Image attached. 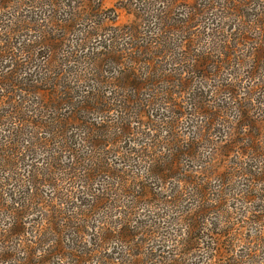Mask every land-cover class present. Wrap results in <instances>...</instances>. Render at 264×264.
<instances>
[{
  "label": "rangeland",
  "instance_id": "374dc122",
  "mask_svg": "<svg viewBox=\"0 0 264 264\" xmlns=\"http://www.w3.org/2000/svg\"><path fill=\"white\" fill-rule=\"evenodd\" d=\"M168 1L0 3V44L5 45L3 53L0 50V79L4 77L5 81V88L0 89V225L11 221L7 208L20 211L24 239L37 241L28 243L37 255L60 240L63 249L76 248L80 254L73 264H264V143L258 142L261 155H257V149L245 147L246 155L237 144L240 133L247 132L241 124L244 114L237 122L243 106L257 120V128L264 130V97L257 94L264 87L255 89L261 81L259 74L247 76L238 62L248 61L250 39H242L240 45L234 39L247 30L246 23L254 13L264 16V0ZM186 19H190L189 26L183 24ZM167 26L175 30L164 29L159 35V29ZM192 26L196 29L193 44H187L182 35ZM155 33L161 42L151 47L152 66L146 59L136 60V53L149 54L137 41L141 37L148 40ZM50 39L59 42L55 52L46 47ZM233 44L237 54L230 50ZM46 48L49 54L45 61ZM195 49H206L202 60L207 64L213 61L221 68L195 65ZM33 51L35 55H30ZM129 70L141 76L139 90L124 85V73ZM159 84L163 87H157ZM178 88L184 90L179 92ZM153 90L157 95L151 102L148 97ZM134 91L136 99H148L149 110L154 111L143 120L156 128L161 121L164 124L155 131L136 123L134 133L122 145L129 149L147 141L154 148L152 143L162 145L161 136L177 145L194 138L192 152L172 151L170 158L178 153L182 165L165 178L148 176V163L131 158L142 175L139 183L147 180L151 188L144 184L135 189L130 186L128 193L117 177L110 176V186L99 183L94 184L99 185L96 190L89 189L83 178L86 171H80V176L70 174L69 166L76 161L71 162L68 151H57L74 148L80 152L89 145L94 149L93 157L101 155L100 143L94 137L95 130H89V135L87 124L70 117L75 110L93 117L92 112L104 108L98 97L119 105L135 99ZM54 94L61 98L54 114L66 127V142L52 137L46 122L41 121L36 129L24 121L30 113H37L35 119L40 120L44 110L41 99H51ZM256 97L262 102L257 103ZM203 107H208V112ZM118 109L111 110V115L118 119L124 114L130 118L129 124L140 110L126 108L123 113ZM45 135L51 139L50 145L45 143ZM104 148L111 151L108 162L121 169L124 165L119 164L118 151L124 148L116 147L112 140ZM47 161L56 162L64 171L58 173L55 185L45 175L34 177L45 172ZM242 163L252 172L243 171ZM57 186L62 187L63 195ZM97 194L98 204L88 205L94 204ZM56 209L69 217L54 237L49 227L59 214ZM42 238L45 242L38 240ZM25 242L20 241L12 250L15 256L6 257L8 261L0 264H17L19 255L24 256ZM54 261L70 264L69 258ZM32 264L41 262L36 259Z\"/></svg>",
  "mask_w": 264,
  "mask_h": 264
},
{
  "label": "trees",
  "instance_id": "16d2710c",
  "mask_svg": "<svg viewBox=\"0 0 264 264\" xmlns=\"http://www.w3.org/2000/svg\"><path fill=\"white\" fill-rule=\"evenodd\" d=\"M4 0H0V3H4ZM168 1V0H167ZM93 4V7L96 8L95 2H91ZM169 4V1L167 2ZM145 12V11H144ZM94 15H96V10L93 13ZM149 14H155L154 12H151ZM252 19H250V21L248 20V22L246 24L247 25V30L244 32H239L236 37H234L236 45H240L243 44L241 42L242 39L247 40V38L250 39V53L248 55V61L245 62V59L243 60H239L238 62L240 64H243L244 66V72L246 71L247 76L251 77L254 74H259L261 81H259L256 86L255 89H259V87H264V16L262 15H258V13H254L252 15ZM168 20V19H167ZM189 22L190 19H186L183 21L184 25H188L189 26ZM172 24H174L172 22ZM164 27V26H163ZM182 27V26H181ZM173 28H169L168 26L165 28H160L159 29V35L163 34L164 29H166V31L168 29H174ZM186 29L184 30V33L182 36H184L185 41L187 42V44H193L191 43L193 41V37L195 34L196 29L190 28L189 30L186 32ZM175 30V29H174ZM182 30V28L180 29ZM247 32L249 33V36L247 35ZM234 34V33H232ZM47 36V34H45ZM158 34H154V36L148 40H144L145 37H141V40L137 41V45H142L144 46L145 51H149L148 53H145V55L140 56V54L136 53V60H140V62H142L143 60L146 59V63L147 64H151L150 61L151 59V55H150V50H152V45H155L158 41H160V37ZM135 36V35H134ZM132 36V37H134ZM51 40V39H50ZM149 40H152L151 42H149ZM161 42V41H160ZM128 44H132V41H128ZM235 44L232 45V47L230 48V50H232L234 54H237V47ZM5 45L0 44V50L3 53L2 48H4ZM46 47L50 50V51H56V49H58L59 47V42H55L53 40H51L50 44H46ZM46 48V52L45 54H43V59L46 58V56L49 54V52L47 51ZM205 50V51H204ZM195 52V58L196 61H198L196 64H198L197 66H202V67H207L209 64V68L214 66V68H216L215 70H219L221 68V66H217L215 62L210 61L208 64L205 63L202 59L204 57H206L208 51L206 49H195L193 50ZM0 52V53H1ZM33 52H29L30 55H33ZM53 53V52H51ZM35 55V53H34ZM236 59V58H235ZM48 60V59H47ZM46 61V59H45ZM44 61V62H45ZM153 66V64H151ZM196 67V66H195ZM213 70V71H215ZM240 76H245L240 74ZM124 85L126 84L128 86V88L131 90L133 88V90L138 89L139 90V86L141 85V76H139L136 73L131 72V70L126 71L124 73ZM239 78V77H237ZM4 77H1L0 79V89H4V85L5 81L3 80ZM247 81L251 82V79H247ZM32 82V81H31ZM34 83V82H33ZM35 84V83H34ZM30 87L32 85V83L29 84ZM161 84H159L157 87L162 88L163 86H160ZM250 85H248L249 87ZM165 88H168L167 86H165ZM252 88L254 89V86H252ZM50 89V88H47ZM47 89H43L44 91ZM171 90L172 89H168ZM179 92H181L182 88H178ZM259 91V90H258ZM135 92V94H134ZM132 92V95L135 96V99H138V95H137V91ZM262 93L263 97H264V88L260 92L257 93L258 95H260ZM151 97H148L149 100L151 102L153 101V98H156L157 93L153 90L151 93ZM258 99L257 103H261L263 99H260V97H256ZM62 99L66 100L65 97H63ZM135 99H131V101H127V102H122V104H115L113 105L112 103H109V101L106 100V97H98L97 102L101 103L104 108H101L98 111L92 112V116L93 117H86L84 115V113L82 114L81 111H77L75 110L73 117H76V119L78 120V122H84L85 124H87V133L90 135V132H88L89 130L91 132H93L94 130L96 131L94 134V137L97 138L96 142H99L100 145H98V148L100 149L98 151V153H100V151L103 153L104 155L101 153V155L99 154H94V156L92 157V154L94 153V149L89 147V145H86L87 148H83L80 152L78 151V149H74L72 146H68L72 147L73 149H60L58 150V154H61L65 151H68L69 154H71L69 156V158H72V161H76L75 163L72 162L73 164H71L69 166L70 169V174L71 173H75V175H79L80 176V171H86L85 174L83 175V178L85 180L86 183H88V186L90 187L89 189H93L96 190L98 188V186L94 187V184H99L103 185V186H110V183L108 181L109 177H117L118 182L120 184H122V186L124 187L125 191L129 193V187L130 186H134L135 187H140L141 185H145L148 186L147 188H151V183L149 184L147 182V180L143 179L142 184L139 183V180L142 179V175L140 176L138 171L140 170L138 165H136V160H140L143 161L145 163H148V169H147V175L155 178H165L168 177L169 175L172 176L173 174H175L176 172H178L181 168L182 165V160H180V158H178V153H175V157L176 158H170V156L172 154H170L172 151H177V152H182L184 151L185 153L189 154L192 148V144H194V138L191 139L190 142L187 141V143L184 141L182 142L180 139V143L178 142L177 144H170L167 143L168 140L166 139L165 136H161V140L160 143H162V145H157L155 143L154 144V148H152L150 146V143H148L147 141H143V145L140 146H132L129 149L126 148L127 146L122 145L123 142L126 141V138H128L131 134L134 133V127L135 124H143L144 126L148 127L150 130H159V127L162 124H164V122H160V125H158V127H154V124L152 123H147L146 121L143 120V117L149 118L150 115H154V111H150L149 107H150V103L147 102L148 99H144V98H139V100H135ZM246 100V98H245ZM59 101H61V98L58 97L57 95L54 94V97H52L51 99H48V97L46 98H42L41 99V104L42 106H44V110L41 111L42 115L40 120L39 119H35L37 117H35L37 115V113H30L28 115H26V120H24L25 122L28 121L29 125L33 126L34 128L37 129L38 125L41 124L40 122H46V128H47V132H52V137L53 136H57V139H64V141L66 142V138L67 137L66 134L64 133V129L66 127H64V124H61L60 122H58V119L56 118L57 115L54 114L55 111H57L56 109L58 106H60L61 104H59ZM253 101V100H252ZM170 102V101H168ZM251 102V100H250ZM49 107V109H47V111H45V108ZM109 107V109L107 110L106 108ZM139 108V112L136 113V119L132 122H130L129 124V120L130 118H125L124 114L123 117L122 116H118L119 118H114L113 115H111V110H117L119 111L118 108H120L123 113L124 110L126 108L128 109H135V108ZM205 112H208L207 109H209L208 107H203ZM106 109V110H105ZM61 110V109H60ZM102 110H104L102 112ZM152 113V114H151ZM72 114V113H71ZM99 114L102 115V117H99ZM244 114V121L242 120L241 124L245 125L243 128H247V132L244 133H240L241 136L237 137L238 139V143L241 146V150L243 153L246 154L245 152V147H252L254 149H257V155H261L258 154L259 153V141L260 143L263 145L264 142H261L262 140H264V130L260 131V128H257V120L254 117H250V115L247 114L245 107L243 106L242 110L240 111L238 117H237V122H240V117ZM100 115V116H101ZM135 115V114H134ZM138 115V116H137ZM83 117V118H82ZM56 120V123L54 125L52 123H54V121ZM77 120H73V121H77ZM31 121V123H30ZM72 121V120H71ZM264 123V119L262 120ZM135 122V123H134ZM146 122V123H145ZM157 123V121H156ZM51 124V125H50ZM67 125V123L65 124ZM49 127H52L54 129H49ZM249 129V131H248ZM173 129H170L169 131H172ZM167 132L168 129H166ZM33 133V131H31ZM30 132V133H31ZM166 132V133H167ZM174 132V130H173ZM29 133V134H30ZM72 136V135H70ZM45 138V143L47 145L51 144V139L46 137V135L44 136ZM180 138V137H178ZM199 138L196 137L195 140H198ZM112 140L115 142L116 147L120 146L124 149H119L118 154L120 156V165H124L121 169H119V167L116 168L113 167V164L110 162H108L109 156L108 154L111 152L110 150H106L104 148L105 144L109 141ZM123 141V142H122ZM182 143V144H181ZM91 145V144H90ZM95 145V144H94ZM195 145V144H194ZM260 145V146H262ZM159 146V147H158ZM162 146V147H161ZM175 146V147H174ZM177 146V148H176ZM59 148H61L60 146H58ZM126 148V149H125ZM85 149V150H84ZM177 149V150H176ZM72 150V151H70ZM79 152V154L76 156V154ZM260 153H261V149H260ZM99 155V156H98ZM135 155L137 156V158L135 157ZM247 155V154H246ZM78 158V159H77ZM133 159L134 162L130 161V159ZM81 161H80V160ZM113 159V158H111ZM129 161V162H128ZM82 164H80V163ZM244 162V161H243ZM117 163V162H116ZM83 165H85L83 167ZM246 165V164H245ZM60 165H57L56 162L51 163L50 161H47V166L45 168V172L43 173H39L38 175H34V177H39V176H47V179L51 182L53 181V185L56 184V180L58 179V173L60 175H62L64 173V171H61ZM78 166H81V168L83 169H79L77 170ZM185 166V165H183ZM248 166V165H246ZM240 167H242L241 169L244 170H250V172H252L253 169H247L243 167V163L240 165ZM249 167V166H248ZM137 168V169H134ZM112 171V173H107L105 174V171ZM47 171V172H46ZM65 174L67 175V173L65 172ZM102 174H105V177H103ZM160 175V176H159ZM68 176V175H67ZM99 177H103V180L98 179ZM97 180L95 183L92 182L93 180ZM156 181V180H155ZM154 184H158L156 182H154ZM92 185V186H91ZM127 188V189H126ZM57 189H60V194H64V190H62L61 186H57ZM132 190V189H130ZM91 191V190H90ZM134 192V191H133ZM149 193L153 196L155 193L149 191ZM89 194V191L88 193ZM95 194V193H94ZM100 201V194H97V196L95 197L94 200V204L90 203L88 205H95V202ZM18 203V201L16 202ZM20 204V203H19ZM91 206H87L88 208H90ZM13 207V206H12ZM11 210H9L7 208V210L9 211V215H10V219L11 221L8 222V225H0V263H2L3 261L7 262L8 260H6L5 258H9L11 256H15V255H11L12 254V250H14V248L19 244V242L21 241H26L25 245L23 243L24 249V256L21 257V255H19L20 259H16L18 261H16L17 264H32L34 263V261L36 259H38V261L41 262V264H55L56 262L54 261L55 258H57L58 260H64L66 261V258H69V262L70 264H73V262L75 261V256L80 255L77 252V249L74 248L73 250H66L63 249L60 240H54L52 243V245L46 249L44 251V253H42L41 255H37V253H35V251L31 248L29 249L28 246H30V244H28L29 242H33L32 240H28V239H24V229L22 228L23 226V215L21 216L19 214L20 211H16L13 208H10ZM17 209V208H15ZM57 210V209H56ZM59 212V214L57 215V217L54 219V224L49 227V230L52 229V231L50 230V232H52L53 236L55 237V235H59V231L62 230L64 228V226H66V224L64 223L65 218H68L69 216H66L64 211H60L57 210ZM184 216V215H183ZM200 215L197 216V218ZM202 218V216H201ZM196 219V217H195ZM25 225V224H24ZM39 241H44V238L42 239H38ZM37 241H34L33 243L35 244ZM33 244V245H34ZM62 251L65 254H62ZM2 252V253H1ZM2 254V257H1ZM66 254L69 257H66ZM43 255V256H42ZM78 259V258H77Z\"/></svg>",
  "mask_w": 264,
  "mask_h": 264
}]
</instances>
